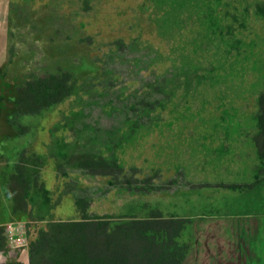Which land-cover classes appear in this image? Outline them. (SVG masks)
I'll return each mask as SVG.
<instances>
[{
    "label": "rangeland",
    "instance_id": "374dc122",
    "mask_svg": "<svg viewBox=\"0 0 264 264\" xmlns=\"http://www.w3.org/2000/svg\"><path fill=\"white\" fill-rule=\"evenodd\" d=\"M209 5L220 33L215 30L209 36L205 23L194 14L167 43L157 32L156 14L147 0H88L86 10L81 0H0V166L25 140L15 137L5 117L12 109L14 87L27 70L53 71L60 66L81 79L97 71L92 58L105 51L108 42L138 37L162 55L153 66L162 71L168 57L177 56L172 51L179 41L206 33L213 47L195 56L215 67L213 81L191 93L178 91L161 111L159 125L139 133L117 154L124 166L135 165L143 172L157 168L163 177L182 165L192 179L248 181L254 163L252 115L264 81V0H209ZM226 42L234 47L220 52ZM71 110L76 107L67 98L35 120L28 151L46 153L49 128ZM71 175L86 186L101 185L106 179ZM41 179L56 198L65 179L55 175L49 156ZM250 199L264 214V189L238 193L214 186L141 197L111 191L93 201L89 211L145 214L157 208L162 214L198 217L207 224L197 220L192 227L194 246L184 264H264V215L248 214L245 204ZM51 212L54 217L77 218L70 195H63ZM25 219L24 214L10 213L0 178V225L8 228L19 262L25 259ZM35 230L31 228L29 237Z\"/></svg>",
    "mask_w": 264,
    "mask_h": 264
},
{
    "label": "trees",
    "instance_id": "16d2710c",
    "mask_svg": "<svg viewBox=\"0 0 264 264\" xmlns=\"http://www.w3.org/2000/svg\"><path fill=\"white\" fill-rule=\"evenodd\" d=\"M147 1L156 14L157 32L167 43L173 38L172 32L178 34L184 21L194 14L205 23L209 36L215 30L221 32L209 0ZM81 3L86 10L88 0ZM200 36L206 39L197 40ZM219 40L221 43L222 38ZM177 44L172 51L178 52L177 56H169V64L162 71L153 69L162 59L159 51L133 37L108 42L105 51L92 58L98 64L97 71L81 79L60 66L53 71L24 72L14 87L12 109L5 121L15 137L25 140L5 157L0 178L10 213L26 217L25 259L15 260L17 249L9 242L8 228L0 225V264H184L194 246L192 227L197 220L207 224L205 220L162 214L157 208L145 214L132 210L96 214L89 207L111 191L141 197L213 186L238 193L264 189V81L252 115L254 163L248 181L192 179L182 165L163 177L157 168L143 172L119 160L117 151L139 133L159 125L161 111L178 91L191 93L213 81L215 67L195 56L213 47L206 33ZM232 47L229 42L220 52H230ZM67 98L76 110L62 114L49 128L47 152L28 151L33 122ZM47 156L53 161L55 175L65 179L54 199L41 179ZM71 173L106 179L101 185H80ZM63 195L71 196L77 218L53 216L51 210ZM245 207L251 216L264 215L252 199ZM31 228H36L33 237H29Z\"/></svg>",
    "mask_w": 264,
    "mask_h": 264
}]
</instances>
